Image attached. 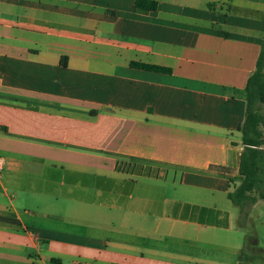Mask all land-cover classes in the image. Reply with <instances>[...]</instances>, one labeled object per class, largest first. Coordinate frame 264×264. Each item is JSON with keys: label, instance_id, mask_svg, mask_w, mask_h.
I'll use <instances>...</instances> for the list:
<instances>
[{"label": "crops", "instance_id": "crops-1", "mask_svg": "<svg viewBox=\"0 0 264 264\" xmlns=\"http://www.w3.org/2000/svg\"><path fill=\"white\" fill-rule=\"evenodd\" d=\"M134 1L0 0V264H264L227 196L264 0Z\"/></svg>", "mask_w": 264, "mask_h": 264}, {"label": "trees", "instance_id": "trees-1", "mask_svg": "<svg viewBox=\"0 0 264 264\" xmlns=\"http://www.w3.org/2000/svg\"><path fill=\"white\" fill-rule=\"evenodd\" d=\"M134 6L143 11L154 10L156 2L135 0ZM130 65L155 71H169L165 67L139 62H130ZM62 66H65L64 58ZM244 90V118L238 125L243 145L238 169L240 182L227 196L244 209L246 216L247 207L258 199L264 200V46L246 80ZM0 222L18 224L17 219L5 216H0Z\"/></svg>", "mask_w": 264, "mask_h": 264}, {"label": "rangeland", "instance_id": "rangeland-1", "mask_svg": "<svg viewBox=\"0 0 264 264\" xmlns=\"http://www.w3.org/2000/svg\"><path fill=\"white\" fill-rule=\"evenodd\" d=\"M203 7H205L204 4H203ZM120 166L123 167L124 169H141V170L144 169L148 171L156 170V168L150 165H143L142 167H140V166H137V164H134L133 162H124ZM140 180L141 182H143L144 179H140ZM142 186L143 184L139 183V187H142ZM165 190H166V193H169L171 191L169 187H166ZM180 196L182 198L187 199L188 201H195L203 205L208 203L206 196L199 194V193L195 194L193 193V189H190L187 187H182ZM215 199H217L218 203L221 204L222 200L220 198L214 197L213 200ZM224 200L227 202V204L224 205V207H228L229 209L238 208L237 206L235 207L231 201L223 199V201ZM258 200H260L261 203L255 209L251 210V215L250 217H248L247 221L245 220V218L242 217V219L240 218L239 222H240V225H242L250 234H252L253 232H256L257 235L259 236L260 241L263 242L264 241V204L262 203L263 200L261 199H258ZM187 208H191V206L186 207V210ZM234 210H237V209H234ZM239 222L233 221L234 224H237Z\"/></svg>", "mask_w": 264, "mask_h": 264}, {"label": "built area", "instance_id": "built-area-1", "mask_svg": "<svg viewBox=\"0 0 264 264\" xmlns=\"http://www.w3.org/2000/svg\"><path fill=\"white\" fill-rule=\"evenodd\" d=\"M3 168H4V159L0 155V177H1V174H2V171H3Z\"/></svg>", "mask_w": 264, "mask_h": 264}]
</instances>
